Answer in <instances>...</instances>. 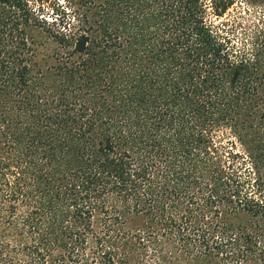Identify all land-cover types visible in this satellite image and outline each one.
<instances>
[{
    "label": "trees",
    "instance_id": "trees-1",
    "mask_svg": "<svg viewBox=\"0 0 264 264\" xmlns=\"http://www.w3.org/2000/svg\"><path fill=\"white\" fill-rule=\"evenodd\" d=\"M62 14L0 0V264H264V0Z\"/></svg>",
    "mask_w": 264,
    "mask_h": 264
},
{
    "label": "rangeland",
    "instance_id": "rangeland-1",
    "mask_svg": "<svg viewBox=\"0 0 264 264\" xmlns=\"http://www.w3.org/2000/svg\"><path fill=\"white\" fill-rule=\"evenodd\" d=\"M31 7L38 11V15L46 19L48 22H52L58 19L59 16L66 14L69 11L70 5H72L73 0H29ZM47 49L42 54L50 55L51 47ZM41 57V54L40 56Z\"/></svg>",
    "mask_w": 264,
    "mask_h": 264
}]
</instances>
